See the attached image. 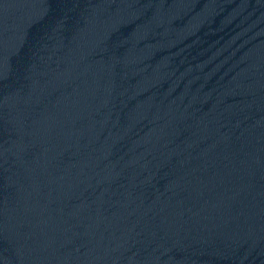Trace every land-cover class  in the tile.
<instances>
[{
	"label": "water",
	"instance_id": "water-1",
	"mask_svg": "<svg viewBox=\"0 0 264 264\" xmlns=\"http://www.w3.org/2000/svg\"><path fill=\"white\" fill-rule=\"evenodd\" d=\"M0 264H264V0H0Z\"/></svg>",
	"mask_w": 264,
	"mask_h": 264
}]
</instances>
